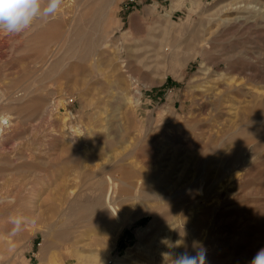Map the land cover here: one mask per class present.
Here are the masks:
<instances>
[{"label":"rangeland","instance_id":"1","mask_svg":"<svg viewBox=\"0 0 264 264\" xmlns=\"http://www.w3.org/2000/svg\"><path fill=\"white\" fill-rule=\"evenodd\" d=\"M0 51L8 261L264 248V0H62Z\"/></svg>","mask_w":264,"mask_h":264},{"label":"clouds","instance_id":"2","mask_svg":"<svg viewBox=\"0 0 264 264\" xmlns=\"http://www.w3.org/2000/svg\"><path fill=\"white\" fill-rule=\"evenodd\" d=\"M61 3L62 0H0V33L18 34L38 18L47 20L56 15ZM19 222L17 220V224ZM173 255L172 264H206V251L202 246ZM250 264H264V248L256 252Z\"/></svg>","mask_w":264,"mask_h":264},{"label":"bare ground","instance_id":"3","mask_svg":"<svg viewBox=\"0 0 264 264\" xmlns=\"http://www.w3.org/2000/svg\"><path fill=\"white\" fill-rule=\"evenodd\" d=\"M207 39H205V41H206ZM2 42V41H1ZM1 47H2V45H1ZM2 51V50H1ZM0 51V52H1ZM54 53V52H53ZM51 54V53H50ZM5 55V54H4ZM54 55V56H53ZM52 56L50 55L49 57L53 60L54 58H56V56H55V54H53ZM47 57H45V59H46ZM58 58V57H57ZM48 59V58H47ZM61 59V58H60ZM1 60V59H0ZM42 60V59H41ZM101 60L102 59H94V61H93V64L95 65L96 64V66H98V65H100V63L99 62H101ZM40 61V60H39ZM47 61V60H46ZM48 61H49V59H48ZM44 62V61H43ZM53 63V62H52ZM59 63H60V61H59ZM44 64H46V62L44 63ZM103 64V62L101 63V65ZM38 65V64H37ZM36 65V66H37ZM54 65H58V60L55 62V64ZM100 65V66H101ZM41 68H42V66H40ZM44 67V66H43ZM54 67V66H53ZM54 68H56V67H54ZM93 68H94V66L92 67V70H93ZM102 68V67H101ZM37 69V68H36ZM36 69H34V70H36ZM99 69H100V67H99ZM38 70V69H37ZM95 70V69H94ZM96 70H97V68H96ZM227 70H231L230 69V67L227 69ZM99 71V70H98ZM226 74V73H225ZM32 75V74H31ZM37 76V75H36ZM231 77V76H230ZM88 78V77H87ZM233 78V77H232ZM37 79V78H36ZM89 79V78H88ZM98 79V78H97ZM100 80V79H99ZM41 81V80H40ZM97 81V80H96ZM230 83V82H229ZM219 93V92H218ZM201 95V94H200ZM199 95V96H200ZM210 96V95H209ZM214 96L215 97H218L219 96V94H217V93H215L214 94ZM210 99V98H209ZM229 100V99H228ZM10 121H9V117L8 116H6L5 114H0V131H1V127L4 125V124H10L9 123ZM231 127V126H230ZM1 133V132H0ZM211 133V132H210ZM254 139V138H253ZM247 143H248V140L246 139V141H244L243 140V142L242 143H240L241 144V147H246V145H247ZM251 146V145H250ZM240 147V146H239ZM244 147V148H245ZM253 148V147H252ZM240 149H242V148H240ZM243 150H241V152H242ZM240 152V153H241ZM240 153H239V155H240ZM238 157H236V159H237ZM248 158V157H247ZM247 160V159H246ZM249 171V170H248ZM241 172V171H240ZM239 172V173H240ZM235 173V172H234ZM238 173V174H239ZM241 174V173H240ZM243 177V176H242ZM230 185V184H229ZM229 187V186H228ZM202 189V188H201ZM220 189V188H219ZM127 191V190H126ZM129 191H131V190H129ZM216 191V190H215ZM128 192V191H127ZM128 193H130V192H128ZM231 194V193H230ZM232 195V194H231ZM222 196V195H221ZM229 197V196H228ZM223 198H225V196L223 197ZM220 201V200H219ZM6 210V209H5ZM159 210V209H158ZM0 211H2L1 209H0ZM4 211V210H3ZM2 211V212H3ZM157 212V210H151L150 211V213H156ZM1 213V212H0ZM117 213V212H116ZM4 214V213H3ZM6 214V213H5ZM158 215V214H157ZM2 219H3V217H2ZM4 221H5V218H4ZM3 221H1L0 223H2ZM5 223V222H4ZM6 224V223H5ZM0 225H2V224H0ZM2 226H4V225H2ZM1 229L3 230V227H1ZM196 237H197V235H196ZM5 242V241H4ZM3 242V243H4ZM2 243V244H3ZM1 244V243H0ZM6 244V243H5ZM5 244H3V245H0V264H14V262H10V261H8V254L9 253H7L6 251H4V249H7L8 248V246L7 245H5ZM9 252V251H8ZM7 253V254H6ZM25 260V259H24ZM16 262V261H15ZM29 262V261H28ZM16 264V263H15ZM27 264V263H26Z\"/></svg>","mask_w":264,"mask_h":264}]
</instances>
